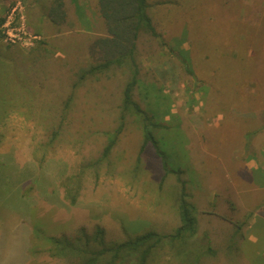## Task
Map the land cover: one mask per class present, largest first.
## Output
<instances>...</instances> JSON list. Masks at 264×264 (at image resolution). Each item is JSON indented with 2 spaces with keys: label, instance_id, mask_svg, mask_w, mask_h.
I'll list each match as a JSON object with an SVG mask.
<instances>
[{
  "label": "rangeland",
  "instance_id": "1",
  "mask_svg": "<svg viewBox=\"0 0 264 264\" xmlns=\"http://www.w3.org/2000/svg\"><path fill=\"white\" fill-rule=\"evenodd\" d=\"M51 2L0 0V17L17 7L41 37H0V264H69L49 237L81 228L102 226L109 242L171 233L185 194L196 235L150 264H191L200 251L196 264H264V0H147L159 36L138 38L132 97L157 123L174 172L151 143L142 149L133 111L101 159L133 65L80 78L104 60L93 47L108 35L98 0H66L61 25ZM74 176L82 187L71 204L64 184Z\"/></svg>",
  "mask_w": 264,
  "mask_h": 264
},
{
  "label": "trees",
  "instance_id": "2",
  "mask_svg": "<svg viewBox=\"0 0 264 264\" xmlns=\"http://www.w3.org/2000/svg\"><path fill=\"white\" fill-rule=\"evenodd\" d=\"M51 1L52 4L48 13L51 22L55 25L65 23L67 20L65 0ZM98 3L100 13L106 23L108 35L96 39L93 47L103 54L104 60L84 70L80 78L104 72L113 65L121 66L126 63L133 65L131 79L124 88L122 120L106 145L101 159L106 157L115 145L117 135L123 128L126 113L133 111L144 119L142 149L148 143H151L162 158L164 169L174 172V169L169 166L165 151L160 148L159 141L151 129V125H157V123L152 121L153 117L147 115L146 111L132 97L133 90L139 80V68L135 62L138 38L142 32L159 36L148 11L149 3L147 0H98ZM5 20L6 16L0 17V37L4 36L1 26ZM2 136L3 134L0 132V141ZM71 179H76L74 180V186L69 185V180L64 184L66 186L65 196L71 204H75L81 191L82 179L81 176H74ZM185 197H182L179 207L181 225L171 233L145 230L124 240L109 242L106 239V231L102 226H96L92 235L81 228L73 236L67 234L50 236V253L54 256L66 258L69 264H150L156 252L165 244L169 243L170 246L179 244L182 247L180 243H177L178 241L196 235L197 225L192 214L193 204L187 201ZM207 251L211 254L214 253L210 249ZM201 254V251L195 254L191 264H196L199 261V258L198 260L196 258Z\"/></svg>",
  "mask_w": 264,
  "mask_h": 264
},
{
  "label": "built area",
  "instance_id": "3",
  "mask_svg": "<svg viewBox=\"0 0 264 264\" xmlns=\"http://www.w3.org/2000/svg\"><path fill=\"white\" fill-rule=\"evenodd\" d=\"M17 7L12 8L5 22L2 24V32L8 43L27 42L40 39V35L32 32L26 25V19L23 14H16Z\"/></svg>",
  "mask_w": 264,
  "mask_h": 264
},
{
  "label": "crops",
  "instance_id": "4",
  "mask_svg": "<svg viewBox=\"0 0 264 264\" xmlns=\"http://www.w3.org/2000/svg\"><path fill=\"white\" fill-rule=\"evenodd\" d=\"M65 4H66V0H65ZM235 232L237 233V231H235ZM249 239H250L251 243H252V242H256V241H255L256 239H254V237H250Z\"/></svg>",
  "mask_w": 264,
  "mask_h": 264
}]
</instances>
